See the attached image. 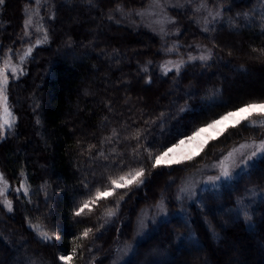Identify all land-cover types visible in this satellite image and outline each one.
<instances>
[{"label":"trees","instance_id":"trees-1","mask_svg":"<svg viewBox=\"0 0 264 264\" xmlns=\"http://www.w3.org/2000/svg\"><path fill=\"white\" fill-rule=\"evenodd\" d=\"M148 1L50 0L29 29L34 0L0 3V59L22 69L8 72L14 119L0 137L13 199L10 212L0 205V264H69L60 256L111 264L139 206L154 201L168 178L264 133V114H252L189 163L153 167L154 156L197 128L264 102L262 92H237L264 75V0H201L221 16L207 28L191 5L173 9L176 40L210 53L179 70L162 66L153 32L120 17ZM141 168L142 183L75 214L97 189ZM252 187L256 203L247 200ZM188 209L151 226L122 264H264V156L236 180L202 191ZM31 225L56 236L45 241Z\"/></svg>","mask_w":264,"mask_h":264},{"label":"rangeland","instance_id":"rangeland-1","mask_svg":"<svg viewBox=\"0 0 264 264\" xmlns=\"http://www.w3.org/2000/svg\"><path fill=\"white\" fill-rule=\"evenodd\" d=\"M34 1L35 6L33 7L36 9L34 12L32 9L30 14L27 16V20L31 21V23L27 26L28 29L31 26L34 27L35 24L33 23L35 16L37 13H39L37 12L38 9L40 10V8L46 3H49L50 0H39V2H37V0ZM186 5H191L192 10L195 9L198 23L202 28H207L210 23L221 21L220 14L214 9L210 8L208 5L202 3L201 0H197V2L194 3H192L191 0H149L143 9L137 10L135 12L134 16L131 13L125 12L120 15L121 18L126 17V19H128L130 27L143 28L153 32L157 36L160 43V50L162 51L161 53L164 56L162 66L165 67L166 70L177 69L174 67L176 64H180V67H182L187 62H193L197 60L206 61L208 59L201 60L199 57L207 56L209 58L210 55L209 50L204 46L187 45L184 47L182 43L176 40L177 32L172 28L173 19L171 16V11L173 9H182V7ZM6 60L10 63V67L6 70V74L8 75V72L11 71L10 68L11 66H14V63L8 56H5L4 59H0V68L4 67ZM259 80L260 81L256 83L252 82L255 89H253V87H241L237 92L245 95H249L254 92L264 93V75L261 76ZM259 103L264 102H258L257 104ZM239 108L234 109V111H230L237 113L236 116L222 121L221 123L217 124L214 129H207L206 125L200 127L205 128V132L202 133L196 141H190L186 143L185 145L176 149V151L170 154L169 157H166V159L173 161L181 160L182 163L187 164L189 161L200 156L203 151L209 149V147L212 146L215 141L223 139L225 137L223 136L224 133H231L230 130L234 129L238 125L236 121H241V117H249L252 114L258 113L264 114L259 108L250 110V114L248 112L238 113L237 110ZM4 118L3 110L0 109V120H3ZM216 120H219V118ZM6 129L8 128H5L4 132ZM262 141H264V133H262L258 139L248 138L237 140L236 142L228 144L224 148L215 151L214 154L201 163V165L168 178L166 184L163 185L164 188L161 189V193L155 197L154 201L147 203L144 202L141 206H139L137 215L134 216L131 224L125 231L129 237H126V241L121 244L116 255L112 259L111 264L124 263L128 255L132 253L135 244L144 239L145 234L149 231L151 226L156 225L162 220H167V218L172 215L187 214L189 210L188 207L191 204L198 202L199 195L202 193V191L220 188L226 185V183L236 180L243 172H246L249 167L252 166V164L260 159L261 156H264V154H258L251 161L244 163V161H247V158L253 151L256 150V147ZM177 143L178 141L176 144ZM198 143H203L204 147H197ZM172 146L168 148H171ZM230 153L231 155H229ZM186 155L192 156V159L184 160L183 157ZM156 156H154L152 159L153 164L155 163ZM223 167H228L232 171V176L230 178L221 176ZM131 173L134 174L135 172ZM0 174H2L4 180L7 181V189L3 193H0V205H2L7 212H10L4 203L5 200L13 202L10 193V182L1 169ZM217 176H221V178L217 181L209 180L210 177ZM143 178L144 175L141 177V179ZM2 187H4V183L3 181H0V188ZM254 191L258 193V190L254 187L250 188L246 193L249 203H256L259 200L257 199L258 196L254 194ZM117 193L118 189H116L114 194ZM173 204L174 206L172 207L171 205ZM106 221H109L108 223H110L109 218Z\"/></svg>","mask_w":264,"mask_h":264},{"label":"snow or ice","instance_id":"snow-or-ice-1","mask_svg":"<svg viewBox=\"0 0 264 264\" xmlns=\"http://www.w3.org/2000/svg\"><path fill=\"white\" fill-rule=\"evenodd\" d=\"M2 2H3V0H0V3H2ZM37 2H39V0H37ZM30 23H31V21L27 20L25 22V27L27 28L28 24H30ZM47 38H48L47 33L45 32L43 40L37 39L36 44L38 45V44L43 43L44 41L47 40ZM31 52H32V48L29 47L27 49V51L25 52L24 56L21 57V61H23ZM199 59L206 60V59H208V57L207 56H201V57H199ZM9 67H10V63H9V61L6 60L4 67L0 68V109L3 110L4 117H5L3 120H0V137L4 136L5 128L11 129L13 127V119L14 118H12V113L9 110L8 96L6 94L7 93V85L9 82L8 81V75L6 74V70ZM174 67H176L177 70H179L180 64H176V65H174ZM10 70L13 74L16 73L17 71H21V73H22V69H18L15 66H11ZM256 108H259L261 110V112L264 113V103H259V104L248 103V104L244 105V107L239 108L237 111H238V113L248 112L250 114V110L256 109ZM236 115H237V113L227 112L223 116H220L219 120H212L211 122L207 123L206 128L207 129H214L217 124L221 123L222 121L228 120L230 117H234ZM248 118H249L248 116L241 117V119H248ZM236 123L239 124L240 121L237 120ZM255 123H256V121H252V124H255ZM261 123H264V121H262ZM204 132H205V128H197L192 133V135L186 136L185 139L179 140L177 144H174L171 148H168L164 152H162L160 155H157L155 157V163L153 164V167H156L157 165H160V164L182 163L181 160L173 161V160L166 159V157H169V155L174 153L176 151V149L180 148L181 146L185 145L186 143H188L190 141H196L197 138ZM197 147L203 148L204 144L198 143ZM258 154H264V141H262L256 147V150L251 153V155L247 158V161H244V163L251 161ZM229 155H231V153ZM183 159L184 160H190V159H192V156L186 155L183 157ZM143 175H144V170H143V168H141V169L135 171L134 174L130 172L126 175L120 176L118 179H112L111 180V185H112L111 188L106 189L103 192H101L99 189H97L95 194H94V198L91 201H85L80 206V208L76 211L75 214L77 216H79V215H81V213L84 212V210L86 208H90V204H95L99 200H101L102 198H107V197L113 196L116 189L127 188L130 185H132L133 183H137V184L142 183L143 181H142L141 177ZM221 176L226 177V178H230L232 176V171L228 167H223L222 172H221ZM221 176L210 177L209 180L217 181L221 178ZM0 181H3V183H4V187L0 188V193H3L7 189V181L4 180L2 174H0ZM24 193L25 194L28 193L27 187L24 188ZM4 203L7 207V209L9 211H11L12 210V202L5 200ZM108 215L111 216V215H113V213L111 211H109ZM245 215L247 216V213H245ZM31 227L34 230H37L39 232V236L45 241H50L52 239V237L56 236L55 232H52L51 235H49L48 232H46V231H40L37 225H31ZM90 231H91L90 229H86L82 233V236L87 237ZM73 251H75V249H73ZM59 259L62 261H68L69 264L71 262L70 256H60Z\"/></svg>","mask_w":264,"mask_h":264},{"label":"bare ground","instance_id":"bare-ground-1","mask_svg":"<svg viewBox=\"0 0 264 264\" xmlns=\"http://www.w3.org/2000/svg\"><path fill=\"white\" fill-rule=\"evenodd\" d=\"M163 175L162 176H166V174L165 173H162Z\"/></svg>","mask_w":264,"mask_h":264}]
</instances>
